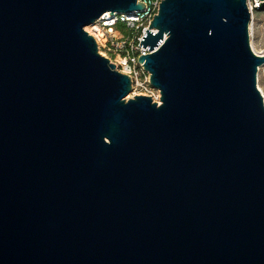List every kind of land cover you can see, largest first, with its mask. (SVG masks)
I'll use <instances>...</instances> for the list:
<instances>
[{
  "label": "water",
  "instance_id": "obj_1",
  "mask_svg": "<svg viewBox=\"0 0 264 264\" xmlns=\"http://www.w3.org/2000/svg\"><path fill=\"white\" fill-rule=\"evenodd\" d=\"M247 5L159 4L138 59L157 105L84 30L142 3L0 0V264H264Z\"/></svg>",
  "mask_w": 264,
  "mask_h": 264
},
{
  "label": "built area",
  "instance_id": "obj_2",
  "mask_svg": "<svg viewBox=\"0 0 264 264\" xmlns=\"http://www.w3.org/2000/svg\"><path fill=\"white\" fill-rule=\"evenodd\" d=\"M136 2L144 5L142 10L112 13V16L110 12H106L84 30L95 40L98 54L108 59L119 73L130 79L131 90L128 98L150 97L152 102L160 105V92L150 84V74L144 70L143 64H140L138 59L141 55L152 53V50L139 46V43L146 30L155 33V30H149L148 27L163 0H136ZM261 3V0H246L249 13L252 14L257 10ZM93 27L100 33L99 38L91 33ZM256 54L263 55L264 51Z\"/></svg>",
  "mask_w": 264,
  "mask_h": 264
},
{
  "label": "rangeland",
  "instance_id": "obj_3",
  "mask_svg": "<svg viewBox=\"0 0 264 264\" xmlns=\"http://www.w3.org/2000/svg\"><path fill=\"white\" fill-rule=\"evenodd\" d=\"M261 1L262 3L260 4V7L257 10L253 11L252 14H250V21L248 25V34L250 35L249 43L250 46L252 43L253 49L256 53L264 51V0ZM256 86L259 91L260 87L264 92V66L260 67L258 70ZM127 98L128 95L125 97V99Z\"/></svg>",
  "mask_w": 264,
  "mask_h": 264
},
{
  "label": "bare ground",
  "instance_id": "obj_4",
  "mask_svg": "<svg viewBox=\"0 0 264 264\" xmlns=\"http://www.w3.org/2000/svg\"><path fill=\"white\" fill-rule=\"evenodd\" d=\"M89 29V28H88ZM90 30V29H89ZM91 31V33L94 35V37H97V38H99L100 37V33L98 32V30L95 28V27H93V29L92 30H90ZM251 48L253 49V46H252V43H251ZM253 51H254V49H253ZM255 52V51H254ZM256 53V52H255ZM259 87V86H258ZM259 89H260V91H261V93H262V95H263V98H264V92L262 91V89L259 87Z\"/></svg>",
  "mask_w": 264,
  "mask_h": 264
}]
</instances>
